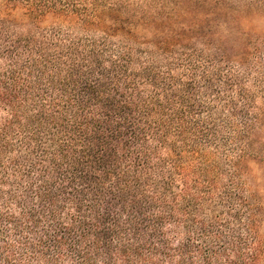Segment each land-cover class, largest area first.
Instances as JSON below:
<instances>
[{
  "label": "trees",
  "instance_id": "obj_1",
  "mask_svg": "<svg viewBox=\"0 0 264 264\" xmlns=\"http://www.w3.org/2000/svg\"><path fill=\"white\" fill-rule=\"evenodd\" d=\"M0 264H264V0H0Z\"/></svg>",
  "mask_w": 264,
  "mask_h": 264
}]
</instances>
